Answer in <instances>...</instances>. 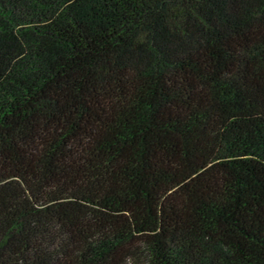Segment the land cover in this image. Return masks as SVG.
<instances>
[{
    "label": "trees",
    "instance_id": "obj_1",
    "mask_svg": "<svg viewBox=\"0 0 264 264\" xmlns=\"http://www.w3.org/2000/svg\"><path fill=\"white\" fill-rule=\"evenodd\" d=\"M264 264V0H0V264Z\"/></svg>",
    "mask_w": 264,
    "mask_h": 264
},
{
    "label": "rangeland",
    "instance_id": "obj_2",
    "mask_svg": "<svg viewBox=\"0 0 264 264\" xmlns=\"http://www.w3.org/2000/svg\"><path fill=\"white\" fill-rule=\"evenodd\" d=\"M126 264H137V260L135 257H131L126 261Z\"/></svg>",
    "mask_w": 264,
    "mask_h": 264
}]
</instances>
